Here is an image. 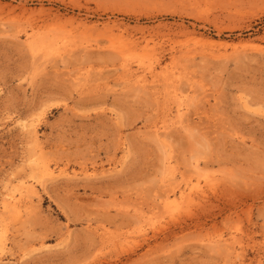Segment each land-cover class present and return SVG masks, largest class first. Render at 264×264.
<instances>
[{"label":"rangeland","instance_id":"rangeland-1","mask_svg":"<svg viewBox=\"0 0 264 264\" xmlns=\"http://www.w3.org/2000/svg\"><path fill=\"white\" fill-rule=\"evenodd\" d=\"M43 162L0 264H264V0H0V195Z\"/></svg>","mask_w":264,"mask_h":264},{"label":"bare ground","instance_id":"bare-ground-1","mask_svg":"<svg viewBox=\"0 0 264 264\" xmlns=\"http://www.w3.org/2000/svg\"><path fill=\"white\" fill-rule=\"evenodd\" d=\"M11 8V7H10ZM24 8V7H23ZM13 10V9H12ZM25 10H27V9H25ZM30 11V10H29ZM23 12V11H22ZM37 12H39V11H37ZM24 13V12H23ZM30 13V12H29ZM34 13H35V11H34ZM55 37V36H54ZM50 38V37H49ZM56 40V39H55ZM48 41V40H47ZM212 42V41H211ZM61 43V42H60ZM46 44H47V42H46V40H44V38L42 39H37L36 37H35V35H33V34H28L27 36H26V39H25V45L27 46V47H29L32 51H35V52H37V50L39 51L40 49H42V48H44V47H46ZM49 44V43H48ZM52 45V44H51ZM49 46H50V44H49ZM53 46V45H52ZM46 48H48V47H46ZM120 51L122 50L121 48L119 49ZM125 65H127V64H125ZM124 65V68H126V66ZM128 67V66H127ZM128 69V68H127ZM130 69H132V68H130ZM130 69H128L127 71H129ZM132 74V73H131ZM136 74V73H135ZM134 74V78H135V83L136 84H138V85H143V86H145V84L147 83V79L145 78V76H139L138 74H136L135 75ZM130 75V74H129ZM138 88V87H137ZM174 88V87H173ZM175 91V90H174ZM171 93V92H170ZM174 93V92H173ZM173 93H171V94H173ZM178 94V93H177ZM176 94V92H175V95L176 96H178V98H179V100H180V102L179 103H181L182 101H183V96H181V95H177ZM176 96H175V98H176ZM172 98V100H173V97H171ZM183 98V99H182ZM186 101V100H185ZM178 103V104H179ZM185 103V102H184ZM184 103H181L179 106H178V108H177V110H176V113L174 112V118H172L171 117V119H175V122L172 120L171 122H173L172 123V128H173V124H175V126H176V128H177V124H178V126H182V128H185L187 125H188V123L186 124V126H183L184 124H179V123H183L184 121H183V118L185 117L184 116V110H187L186 108L187 107H189V106H187V104H186V106H183L184 105ZM183 106V107H182ZM169 113H171V111L169 112ZM185 113H187V111L185 112ZM172 114V113H171ZM170 114V115H171ZM186 116H188V115H186ZM168 118L170 119V117L168 116ZM188 118V117H187ZM167 118H165V123H168V121L166 120ZM185 119H186V117H185ZM184 119V120H185ZM189 119V118H188ZM187 120V119H186ZM186 120H185V122H186ZM190 120V119H189ZM163 121V122H164ZM167 121V122H166ZM162 122V123H163ZM171 122H170V120H169V123L171 124ZM164 123V124H165ZM169 123L167 124L168 125V127H170L169 126ZM36 124V123H35ZM163 125V124H162ZM161 125V126H162ZM166 125V124H165ZM166 125V126H167ZM156 126V125H155ZM166 126H162V127H164L165 129L164 130H166L167 131V129H168V127H166ZM174 126V127H175ZM22 127L23 128H29V127H31L32 128V132H33V134H31L33 137H35L36 139L35 140H38V137H37V132H36V126L34 125V122H32V123H30L29 125H28V123L27 124H23L22 125ZM159 127V126H158ZM158 127L156 128V130H154V131H156V133H158L159 131H160V129L159 130H157L158 129ZM161 127V128H162ZM171 127H170V129H171ZM161 131H162V129H161ZM161 131H160V133L159 134H161ZM163 132V131H162ZM157 135V134H156ZM34 140V142H35V144L37 145L38 143L37 142H39V140L38 141H35ZM38 146L39 147H41L39 144H38ZM38 146H35V147H38ZM39 147L38 148H36L37 150L39 149ZM40 150V149H39ZM38 150V151H39ZM50 163V162H49ZM48 162L47 163H44L43 162V164H40L39 165V163H37L39 166L38 167H36L37 169H39L40 171H41V173H42V175L39 173V174H37V176L32 172V178L30 179V177H29V179L27 178L28 176H24L23 178H22V176H21V178L19 179H17L16 180V182H17V185L14 187V186H12V184L10 185V188L9 187H7V190L5 191V193H3V194H1L0 195V250H2V251H4V248L6 247V241L8 240H6V233L8 232V230H7V227H6V225L4 224V219H6V218H4V215H5V213H6V215H5V217L8 215L7 213H10L13 217L11 218V219H14V221H18L17 220V218H21L22 217V213L24 212V213H27V214H32V210L34 209H32L31 211H29L30 210V207H31V205L33 204L32 203V201H33V197L38 193L37 191H38V189H37V185H42V187H45V183L44 182H46L48 179H54V178H56V177H59V175H65V173H66V170H64L63 168H61V169H56L55 167H53V166H51L50 164H49ZM36 164V163H35ZM36 164V165H37ZM55 166V165H54ZM60 167V166H59ZM34 169H35V166H34ZM35 173H38V170L35 172ZM35 176H34V175ZM68 174V173H67ZM38 175H40V178H41V180L40 179H37L38 178ZM58 175V176H57ZM46 178H48V179H46ZM43 179L45 180V181H43ZM14 184V183H13ZM43 184H44V186H43ZM12 187V188H11ZM41 187V186H40ZM36 196H38V194L36 195ZM32 203V204H31ZM30 212V213H29ZM9 214V215H10ZM27 214H26V216H27ZM3 215V216H2ZM8 215V216H9ZM7 216V217H8ZM10 217V216H9ZM8 217V218H9ZM25 217V216H24ZM24 217H22L21 219H23ZM10 219V218H9ZM8 219V221H10ZM5 223H6V221H5ZM14 224H16V223H14ZM8 225V224H7ZM11 225H13L12 223H11ZM10 226V225H9ZM8 229H9V227H8ZM156 230H157V228L156 227H153V232H154V234H155V232H156ZM8 235V234H7ZM148 236H149V233H148V231H147V229L146 228H143V227H140V228H138L136 231H135V234H133L131 237H129V238H127V240L124 242V248H125V250H127V249H129V250H132V249H134V248H137L138 246L140 247V245H142V244H147V245H150V243H149V239H148ZM150 237V236H149ZM122 246V245H121ZM6 248H8V247H6ZM5 248V249H6ZM2 251H0V252H2ZM3 254V253H2ZM0 256H2V255H0Z\"/></svg>","mask_w":264,"mask_h":264}]
</instances>
